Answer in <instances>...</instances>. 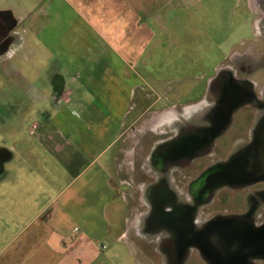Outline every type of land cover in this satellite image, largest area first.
Wrapping results in <instances>:
<instances>
[{
    "label": "crops",
    "instance_id": "0c3cea01",
    "mask_svg": "<svg viewBox=\"0 0 264 264\" xmlns=\"http://www.w3.org/2000/svg\"><path fill=\"white\" fill-rule=\"evenodd\" d=\"M189 8V0H39L37 23L30 19L25 28L36 33L43 63L50 60L53 71L39 73L52 102L27 136L18 132L14 138L11 131L7 139V164L16 156L25 164H6L0 172V254L7 252L0 264H140L135 241H152L143 239L138 224L152 180L134 184L137 196L125 195L121 184L135 170L142 131L150 139L158 125L165 126L166 109L157 107L160 95L152 100L141 83L117 84L129 70L116 64L126 44L154 37L148 25L164 28L178 21L175 12ZM202 8L199 3L195 11ZM52 10L53 22L45 20ZM14 17L18 26L29 15ZM24 44L33 51L30 40ZM144 97L150 102L140 112L137 101ZM29 137L49 157L52 178L42 180L46 167L29 163L35 158ZM18 170L26 179L17 178Z\"/></svg>",
    "mask_w": 264,
    "mask_h": 264
},
{
    "label": "flooded vegetation",
    "instance_id": "af4514ba",
    "mask_svg": "<svg viewBox=\"0 0 264 264\" xmlns=\"http://www.w3.org/2000/svg\"><path fill=\"white\" fill-rule=\"evenodd\" d=\"M259 7L264 14V4ZM6 25L0 20L1 47H9L12 39L8 35L1 37ZM232 59L235 69L227 64L218 65L204 84L202 95L181 104L200 107L182 116V121L169 116V93L167 100L159 106L166 109V123L165 126L158 125L150 134L153 145L149 163L154 176L145 189L140 225L157 237L154 246L161 251L165 264H182L191 250L198 252L207 264L264 261V250H260L244 257L240 253L238 258L231 257L229 262H222L219 261L222 258L220 247L216 246L218 239H223L217 235L219 227L229 234L227 240L231 241L235 240L236 233L264 229V172H258L261 169L259 156L264 155V88L257 95V85L249 78L255 69L264 67V57L253 62L246 54L236 53ZM15 74L6 76L17 78ZM3 91L8 94L9 103L7 101L0 108V119L6 118L5 147H0V172L10 157L7 139L11 135V125L8 119L14 120L19 110L28 114L29 109L27 91L3 88L0 93ZM13 96L22 103L11 102ZM160 98L161 95L157 101H161ZM241 109L248 110L251 115L235 120L234 113ZM25 120L23 118L22 124ZM169 126L175 128L171 134ZM231 127L235 131L229 132ZM224 149L227 151L225 157H219ZM191 171L195 173L191 174ZM179 177L186 179L184 193L176 188ZM225 192L234 197L230 198ZM223 199L236 210L217 211ZM239 199L243 203L240 211L237 210ZM204 209L211 211L207 217L203 216ZM230 234L234 235L231 237ZM212 246H215L214 250Z\"/></svg>",
    "mask_w": 264,
    "mask_h": 264
},
{
    "label": "rangeland",
    "instance_id": "374dc122",
    "mask_svg": "<svg viewBox=\"0 0 264 264\" xmlns=\"http://www.w3.org/2000/svg\"><path fill=\"white\" fill-rule=\"evenodd\" d=\"M199 3L204 8L195 11L196 5ZM189 4V9L175 12V16L179 18L178 21L170 24L167 22V26H164V28L153 25L150 27L148 25L147 30L148 32L152 31L154 37L149 34L145 41L142 38L137 44H126L124 59L122 61L119 60V64H116L119 68L124 62L126 69L129 70L127 75L130 76H118L116 83L124 85L134 82L141 83L144 93H152V100L158 94L161 95V101H158L157 107L163 105L169 93V116H173V118L182 117L186 107L180 104L195 100L202 95L203 86L206 85L208 78L218 65L227 64L235 69L232 66V64L234 65L232 57H235L236 53L246 54L253 62L264 57V14L261 11V7H259L260 4H264V0H189ZM38 6L39 0H0V20L7 24L2 31L1 37L11 36V41L17 38V41L12 45V51L5 45L1 47L0 44V90L3 88L11 90L22 88L29 94L28 114L19 110L14 120L8 119L11 125L9 131H12L14 138L22 132L27 136L31 122L42 119L43 116H40V113H43L42 111L47 109L46 105L52 102L50 100L52 99V92L44 90L45 88L46 90L49 89L44 85L45 76L39 73L41 69L42 71L52 70L51 64H49L50 60H45L43 63L40 56L41 53H37L39 46L36 40V33L32 29L29 31L25 28L30 19L37 21ZM8 8H11V10ZM21 12L28 14L29 18L17 26V19L14 16L21 14ZM45 20L53 22V10L50 13V17L45 18ZM143 23L144 21H142ZM169 32L173 35L172 40L169 39ZM29 40L33 51L28 53V45L26 47L24 41ZM13 74L17 75V78L16 76L13 78L6 76ZM249 78L255 81L257 85L255 86V93L260 95L259 93L264 88V67L261 66L255 69L254 73L249 75ZM106 82L113 84V79L108 77ZM43 90L44 92H42ZM7 95L5 91L0 93L1 109L3 105H6L7 101L9 103V96ZM41 95L43 97H40ZM142 95L143 92H141ZM13 97L14 99L11 102L15 104L22 103L16 96ZM137 102L138 110L142 112L149 104L150 99H145L144 97ZM198 107L193 105L187 112L191 114V111ZM247 111L245 109L236 111L233 115L234 119L236 120L241 116H250L251 113ZM23 118H26L24 124H22ZM5 119H0V147H5ZM236 126L235 124L234 127ZM234 127H231L229 132L235 131ZM173 128L169 126V134H171L170 132ZM146 131L147 129L142 131L140 139L141 150L135 155V170L131 175L123 179L127 183L121 184L125 195L137 196L134 184L136 183L137 185L139 182L147 183L153 180L154 172H149V174L146 172L145 174V171H151L147 154L151 139H149L148 133L145 134ZM18 132L20 133L18 134ZM28 139V150L31 155H35V158L29 163L39 167H46L44 168L45 173L42 172L40 174L42 180L52 178L49 172L51 169L49 166H52L49 164V157L32 138L29 137ZM14 140L13 143L15 142ZM8 142H11V140ZM226 153L225 149L222 150L219 157L224 158ZM12 164L22 167L25 163H22L21 156H16L13 161L7 164V167L10 168ZM260 167L259 173L264 172L263 162L260 163ZM3 170H5V165H3ZM190 173L193 174L195 172L191 171ZM17 178L26 179L25 172L18 170ZM175 183L178 191L184 193L186 179L179 177ZM256 188L260 189L261 187ZM225 193L231 194L229 192ZM231 197L233 198L234 195H230ZM242 205L241 199L237 200L238 211H240ZM231 206V204H226V199H223L217 211L222 213L235 211L236 209L233 210L234 208ZM4 209L5 206L2 204L0 211L4 212ZM203 212H205L203 216L207 217L211 211L207 212V209H204ZM138 224L140 225V223ZM139 228L143 234L142 237L144 236L143 239L150 238L152 240L150 244H146L144 240L135 241L139 246L138 248L141 249V256L138 257L140 264H165L161 251L154 246L157 237L143 230L141 225ZM1 239L2 237H0V241ZM2 245L3 243L0 242V248ZM1 252L0 259L5 258L7 252L3 250ZM255 263L262 264L263 261L256 260ZM182 264H207V262L199 256L198 252L191 250Z\"/></svg>",
    "mask_w": 264,
    "mask_h": 264
},
{
    "label": "water",
    "instance_id": "95a60500",
    "mask_svg": "<svg viewBox=\"0 0 264 264\" xmlns=\"http://www.w3.org/2000/svg\"><path fill=\"white\" fill-rule=\"evenodd\" d=\"M229 114L227 111L226 116ZM263 162L264 164V155L259 156L260 164ZM224 229H220L219 227V237H223V239H218L217 247H220L222 258H219V261L229 262L231 257L238 258V255L241 253V256L244 257L246 254H253L256 251L264 250V229L259 230L258 232H244V233H236L230 234L231 237L234 235L235 240H227V236L229 235L227 232H224ZM220 233H222L220 235ZM230 237V236H229ZM215 246H212V250H214ZM214 252V251H213Z\"/></svg>",
    "mask_w": 264,
    "mask_h": 264
},
{
    "label": "bare ground",
    "instance_id": "6f19581e",
    "mask_svg": "<svg viewBox=\"0 0 264 264\" xmlns=\"http://www.w3.org/2000/svg\"><path fill=\"white\" fill-rule=\"evenodd\" d=\"M212 88V87H211ZM188 158V157H187ZM190 161V160H189ZM186 165V164H185ZM185 167V166H184ZM179 169V168H178ZM259 172V171H258ZM236 185V184H235ZM205 189V188H204ZM204 191V190H203ZM207 197V196H206ZM209 199V198H208ZM213 220V219H212ZM213 223V222H212ZM205 228V226H204ZM200 233V232H199ZM198 234V233H197ZM190 245V244H189ZM211 245V244H210ZM210 248V247H209ZM202 252V251H201ZM178 254V253H177ZM173 260V259H172Z\"/></svg>",
    "mask_w": 264,
    "mask_h": 264
}]
</instances>
